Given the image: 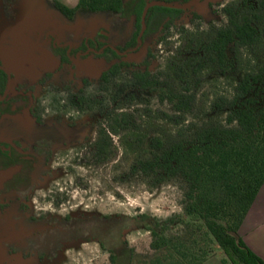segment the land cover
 I'll list each match as a JSON object with an SVG mask.
<instances>
[{
	"label": "rangeland",
	"instance_id": "374dc122",
	"mask_svg": "<svg viewBox=\"0 0 264 264\" xmlns=\"http://www.w3.org/2000/svg\"><path fill=\"white\" fill-rule=\"evenodd\" d=\"M55 1L63 3L0 0L1 64L11 77L8 96L19 97V114L0 124V139L19 135V151L38 164L19 161L25 178L19 192L0 183V264H143L162 252L152 247L146 224L154 221L174 239L194 221L185 213L181 178L156 185L155 176L132 172L133 164L151 157L154 137L170 142L180 129L225 122L220 99L232 97L240 78L264 64V40L242 46L227 73L203 67L195 108L177 123L167 115L176 113L171 104L134 73L148 62L152 75L181 87L185 67L192 81L202 41L227 25L223 8L238 0H147L183 12L144 39L143 16L138 31L135 17L90 11L68 17ZM100 130L112 142L111 158L101 162L93 147Z\"/></svg>",
	"mask_w": 264,
	"mask_h": 264
},
{
	"label": "trees",
	"instance_id": "16d2710c",
	"mask_svg": "<svg viewBox=\"0 0 264 264\" xmlns=\"http://www.w3.org/2000/svg\"><path fill=\"white\" fill-rule=\"evenodd\" d=\"M176 1L185 4L192 0ZM147 3V0H80L76 7L59 1L54 6L68 17L79 11L135 17L139 31ZM223 11L228 15V23L221 28L213 27L211 37L202 41L199 52L204 57L193 62L192 81L185 67H181L184 78L181 87L152 75L148 62L134 73L143 87L171 104L176 113L167 115L177 123L184 113L195 108L201 83L196 75L203 67L214 64L220 73H227L235 68L242 46L252 47L264 40V0L232 1ZM182 12L176 6L151 5L145 17L147 28L143 39L153 30L169 27ZM137 44L134 39L128 46L134 48ZM106 49L119 55L110 47ZM65 59L63 56L62 60ZM118 70L119 65L111 68L112 73ZM220 102L218 105L226 111L225 122H204L191 130L180 129L170 142L154 137L151 157L137 160L131 168L132 172L155 176L156 185L181 178L185 213L194 221L188 234L174 239L165 236L154 221L146 224L154 235L152 247L162 252L143 264H204L218 250L224 252L225 263L264 264L239 234L264 184V64L246 72L237 82L232 97H223ZM93 147L97 161L111 158L112 142L105 130H100ZM113 228L111 224L110 230Z\"/></svg>",
	"mask_w": 264,
	"mask_h": 264
},
{
	"label": "flooded vegetation",
	"instance_id": "af4514ba",
	"mask_svg": "<svg viewBox=\"0 0 264 264\" xmlns=\"http://www.w3.org/2000/svg\"><path fill=\"white\" fill-rule=\"evenodd\" d=\"M1 62L0 56V124H7L10 118L19 114V97L13 100L8 96L11 77ZM13 132H19V129H15ZM29 159L31 167H37L36 160H32L31 156L26 154L24 150L19 151V135L0 139V183L14 187L19 192V182L25 179L23 175H19V161H22L23 164ZM17 211V221L19 222V210ZM112 231L111 234L114 235V230Z\"/></svg>",
	"mask_w": 264,
	"mask_h": 264
},
{
	"label": "crops",
	"instance_id": "0c3cea01",
	"mask_svg": "<svg viewBox=\"0 0 264 264\" xmlns=\"http://www.w3.org/2000/svg\"><path fill=\"white\" fill-rule=\"evenodd\" d=\"M68 5L67 0H61ZM239 234L245 244L264 261V184L257 194L249 212L243 220ZM223 251L218 250L204 264H229Z\"/></svg>",
	"mask_w": 264,
	"mask_h": 264
},
{
	"label": "water",
	"instance_id": "95a60500",
	"mask_svg": "<svg viewBox=\"0 0 264 264\" xmlns=\"http://www.w3.org/2000/svg\"><path fill=\"white\" fill-rule=\"evenodd\" d=\"M162 4H165V3H162ZM149 7H150V5H147V6L145 7V9H144V13H143V19H145ZM145 28H146V23L144 22V23H143V28H142V33L144 32Z\"/></svg>",
	"mask_w": 264,
	"mask_h": 264
}]
</instances>
